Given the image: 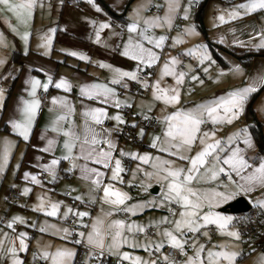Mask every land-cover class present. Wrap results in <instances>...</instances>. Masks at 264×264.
<instances>
[{
    "label": "snow or ice",
    "instance_id": "obj_1",
    "mask_svg": "<svg viewBox=\"0 0 264 264\" xmlns=\"http://www.w3.org/2000/svg\"><path fill=\"white\" fill-rule=\"evenodd\" d=\"M97 11L99 7L88 0ZM37 0H0V11H7L14 16L16 24H12L8 18L5 23L9 29L24 41L27 46L30 31L28 30L33 20V11ZM191 0L189 4L181 5L180 0H165L163 5H156L159 9L163 7V16L153 14L146 15V10L152 6L151 0H143L138 3L129 14L128 20L121 29H126V38L121 39L123 57L136 61V67L132 70H125L120 67H114L111 64L101 61L99 66L107 68L111 72V78L106 82H86L78 85L79 96L83 99L95 100L103 107L85 106L82 111L83 121L77 126L71 119V114L75 111L74 106L67 96H53L50 100L49 113L51 119L41 132L39 139L43 141V146L32 144L37 152L51 153L58 140L63 137L61 145V155L53 156L46 163H40L41 156H35V167L41 172L46 173L52 181L58 176L57 165L61 161H68L69 167L65 172H79L80 178L85 182L87 188L83 195L73 197L76 201L92 203L99 199L102 204H107L110 211H101L95 217H91V224L84 225L88 231L79 232L81 239L74 241L76 244H84L86 247L85 259L83 264H103L105 257H115V264H235V261L242 255L241 252L234 250L227 243L213 244L206 247L205 243L199 241L201 235L208 237V232L203 231L209 225H215L217 229L235 240L240 239V232L231 228L233 217L223 215L217 211L219 205L233 199L240 193H251L255 189H264V155L248 156L247 151H255V145L251 139L248 128L237 129L225 140L216 138V130L204 129L203 126L211 121L212 125L217 123L231 124L233 120L239 118L244 111L245 102L250 93L256 92L257 87L248 84L244 87L229 91L226 95L214 97L201 102H193L186 106L187 101L181 103L182 86L186 78L191 81H198L203 85L198 74H190L191 66H185L187 71L178 68L181 61L177 56H168L160 67L156 80H150L152 71H147V76L141 78V73L151 69L160 60L162 53L155 49H163L164 43L169 37L165 34H149L154 29H170L178 15V9L183 7V18L187 19L190 11ZM40 7H44L43 0H40ZM256 10H264V0H244L242 3L235 4L229 9L223 10L227 13L229 20L241 16L249 15ZM223 12L217 17L220 22L225 21ZM95 27L96 42H101V31L111 29L112 24L107 21H92ZM25 30L20 31V27ZM55 28H49L41 36V44L44 55L48 54ZM186 34H195L194 26H189L185 30ZM254 36L250 35L249 42L259 38L258 42L252 44L254 48H264V28H258L253 25ZM114 36H120V32H112ZM0 33V44L6 46ZM173 46L180 43L179 35L171 37ZM234 43L243 45V42L237 40ZM198 50H189V55L196 56L199 64L205 62L209 66L216 63L212 59L207 45H197ZM27 51V47L25 49ZM71 56H78L80 60H89V57L76 51L69 53ZM5 63V59L0 58V65ZM236 72H240L239 65L234 66ZM42 71V69H41ZM204 73L208 68H203ZM47 79L41 81L37 77H29L23 81L26 86L23 91L25 95L18 97L14 110L3 117L5 125V134L0 135V173H3L9 165L10 156L13 155V149L18 146V141L22 140L26 145L31 143L34 122L38 111L42 107L43 100L37 95V90L43 88L45 92L52 83V77L45 73ZM169 76L175 80L174 86H162L163 77ZM256 80L264 85V72L257 75ZM128 81H136L142 89L151 88L152 105L145 110L141 108L139 113L144 121L151 122L153 119L159 122L160 130L157 133L149 134V147L157 150L159 153L167 154L153 156L150 152L125 151L118 148L117 142L113 139L114 134L121 132V125L127 122L119 111L114 115L108 114L107 106H112L119 110L122 106L131 107L126 97L124 100L119 98L116 87L127 89ZM55 87L63 89L65 92L73 90L72 83L61 76L55 82ZM191 91V89H189ZM6 101L5 90L0 88V111L4 109ZM161 102L164 108L161 109L159 116H151L152 108L155 102ZM171 106L172 110L168 111ZM106 120H113L115 123L111 128L104 127ZM132 127H136L135 122ZM48 131L54 134L56 138L46 135ZM15 135L17 139H12ZM146 134V127H141L138 136L142 139ZM242 137V140H241ZM199 142V150L192 154L193 146ZM243 143L244 148L240 147ZM118 152V155H117ZM24 152H21V159L14 166L20 168ZM129 158L139 161L136 167L132 169L133 176L137 173L143 175L148 181H154L161 186V194L157 199L137 202L128 205L130 200L128 193L121 191L114 186L115 182H123L121 173L126 169L123 166V158ZM82 161V162H81ZM182 161V164H177ZM142 165L149 166L148 169ZM111 175H108V172ZM15 174V172H14ZM223 174L227 177V183H220L216 188H205L199 185L209 181H217ZM233 175L238 180L233 179ZM40 173L24 171L22 179L31 181L35 185H41ZM107 179L108 183H104ZM131 183V181H129ZM151 184H146L141 180L140 187L146 191ZM16 187L15 184L12 185ZM222 189V190H220ZM32 189L24 187L22 194L27 195ZM75 191V189H73ZM102 192V194H100ZM96 193V195H92ZM87 196V200L84 197ZM39 203L33 205L36 211H45L48 216L55 217L60 210L62 201H48L45 203L44 197L38 195ZM255 206L264 210V197L254 202ZM166 209L168 215L151 220L148 225L137 224L135 221L127 222L123 219H110L113 213H134V209L143 211L146 208ZM71 214L77 217V223L82 218L89 217L87 211L74 210L68 207L64 212L67 217ZM19 222L25 224L24 218L14 215L7 220L6 226L15 232L14 225ZM35 227V223L30 225ZM156 229V235L160 237L159 241L146 240L137 241L135 237L138 234H146V229ZM162 229V230H161ZM46 229L41 227L40 231ZM65 233L64 239H67L70 233L68 229H58L57 232ZM8 237V233H4ZM28 237L27 232H20L16 239L19 240L17 248L15 240L11 241L9 246L4 248V239L0 238V253L10 261V264H23L18 256V252L27 251L28 245L25 240ZM210 242V238H209ZM178 250L179 255L185 257L182 261L175 257L162 254L165 246ZM123 246L131 249L142 248L149 254L146 259L141 256L133 255L130 251H124ZM188 249H191L189 254ZM219 249V250H217ZM76 250L73 248L57 246L54 250L50 246H40L37 244L33 251L32 259L34 264L40 261L41 264H74ZM155 256V258H152ZM260 264H264V253L260 255Z\"/></svg>",
    "mask_w": 264,
    "mask_h": 264
},
{
    "label": "crops",
    "instance_id": "obj_2",
    "mask_svg": "<svg viewBox=\"0 0 264 264\" xmlns=\"http://www.w3.org/2000/svg\"><path fill=\"white\" fill-rule=\"evenodd\" d=\"M133 1H136V3L129 10V5ZM133 1L93 0V3L97 5L100 9V11H97L92 4H89L88 0H74L75 4L74 2H72V5L67 4V2H71L69 0H43V8L40 7V0H37L36 7L33 11V20L28 29L30 31V37L27 46L25 45L24 41H22L19 36L15 35L5 23V19L8 18L12 24H16L14 16H12L7 11H0V33L3 34L2 39L6 43V46L0 44V58L5 59V63L3 65H0V88H3L5 90L6 96L4 109L0 111V135L5 134V125L3 123V117L9 115L11 110H14L16 101L19 96H26V93L23 91V89L26 87L23 81L25 79H28L29 77L34 76L43 82L47 79L45 73L52 77V83L50 84L49 89L47 90L48 97L44 102L43 110L40 114H37L36 120L34 122L31 143L26 145L25 142L19 140L18 146L13 149V155L10 156L8 167L3 173H0V208L5 207L2 199L4 197H7V193L10 190H15L22 194V189L24 187H29L30 189H32L27 195L22 194L26 198L22 203L17 204L16 206H12L8 201L9 205L7 206L6 212L11 214L9 215L10 217L16 214H27V217L29 218V214H31L33 217L37 216L38 221L42 219L47 229L49 228L51 231H56L58 228L63 226L62 222L64 224L65 219L69 215H71L69 214L67 217L64 216V212L67 210L68 207H71L74 210L86 211L84 208L93 205L94 210L91 213L89 224L88 221H85V225L91 224V217H94L98 211L103 210L104 212H107V210H109V205L102 204L99 199H96L92 203H84L82 201H77V205H71L68 202V200L64 197V193L66 191H70L72 193V196L75 197L76 195H83L86 192L87 186L85 182L80 178L79 172L76 170L71 172L69 176L65 178L61 177V173L65 167V161H61L57 165L58 176L55 181H52L50 177H48V175L45 173L43 177H41V174L38 177L41 179V185H35L30 180H23L22 175L24 171H29L32 173L41 172L39 168L34 166L36 163L34 159L35 156H41L43 158L40 163H46L50 159H52L53 156L59 157L61 155V145L63 137L61 136L56 138L54 134L51 133V131H48L46 135L52 138H56L58 140L51 153L37 152L32 147V144H36L40 147L43 146L44 142L39 139V136L41 132L44 131L46 125L51 119V114L49 113L51 97L67 96L75 109V111L71 114V119L75 122L77 126H80L84 119L82 116V111L85 106L103 107L104 105L99 104L95 100L81 98L79 96L78 85L86 82H106L111 78L110 70L107 68H101L99 66V63L101 61L107 64H111L114 67H120L125 70H132L136 67V61H132L130 58L123 57L120 54V52L122 51L121 39L126 38L127 31L126 29H123L122 31V29L117 26V24L119 23H122L124 25L125 22L128 20L129 14L132 12V9L138 3L143 2V0ZM194 1L199 0H191L189 12L190 15L191 11L196 13L195 16H197L200 21V27L196 23L193 25L192 21H185L184 25L181 27V24L183 23L182 21V23L179 24L178 29H174L173 27L166 30L154 29L152 32L149 33L153 34L154 32L156 35L163 33L169 37V39L165 41L163 49H155L156 51L161 52L162 55L160 60L157 62V65H154L152 67L153 75L149 77L150 80L157 79L160 67L163 65L164 60L168 56H177L180 61L184 62V64L181 63L180 65H178V68L181 70L186 69L185 71H187V68H184V65L191 66L192 72L190 74H198L200 80H203L204 83H206V81L210 78H214L217 80V82L211 80V86H209V88H204V83L203 85H201L198 81L194 82L186 78L185 83L182 86L181 103L183 104L185 101H187L186 106L189 107L192 105L193 102H201L203 100H209L214 97L224 96L229 91L240 88L236 86L240 82V80L237 79L235 82H233L231 80V72L235 71V65H239L241 71L246 66L242 64V62L239 61L237 57L228 53L224 48L236 46L245 49H253V47H251L250 45L251 43L249 42V39L250 35H255L253 33V27L250 26V24H246V22H243L241 24L238 23V21L241 20L246 21L249 16L253 13L246 16L238 17L233 20H229L227 17V13L223 12V10L229 9L231 7L227 2H230L235 5L244 2V0H203V2L200 4L198 11H195L192 8ZM224 1H227V4H224ZM164 2L165 0H151L152 6L146 10L145 14L149 16L153 14H159L163 16V7L158 9L156 5H163ZM180 3L181 5L189 4V0H180ZM222 12L225 15V21L223 23L220 22L217 18ZM182 13L183 7L178 9V15L176 19L181 18L180 14ZM92 21H107L112 24L111 29H104L101 31L100 43H97L95 38V27L98 25H93ZM189 26H194L195 34L189 35L185 33L184 30ZM49 28H55L56 31L54 33H49L53 36V40L52 44L50 45L48 54L44 55L43 53L45 50L39 45L41 44V36L45 34ZM24 30L25 29L21 26L20 31ZM113 31L120 32L121 35L114 36L112 35ZM178 35L181 42L176 43L173 46V41L171 37H175ZM217 40H220V42H216ZM237 40L243 42V45L234 43V41ZM197 41H200V43L202 42V44L207 43L210 46H213L214 43L217 44L216 49L213 50L216 56L215 64L209 66L208 63L205 62L204 65H200L196 56L194 60H192L191 57H189L188 60V57L183 52H181L180 48L177 47L181 44H185V48H187L190 42ZM26 47L27 51H25ZM165 50L169 51L165 54ZM71 51H76L80 54L86 55L89 57V60H80L78 56H71L69 54ZM15 53L18 54L14 58ZM187 60L189 62H187ZM254 61V57H252L250 60V64ZM255 63L252 65L253 67ZM205 67L208 68L207 73H204L203 71V68ZM252 68L251 66H249L246 69L247 77H245V79H243L242 81L244 86L248 84H253L255 86L259 85L255 78V75L250 74ZM61 76H64L72 83L73 90L71 92H65L63 89H58L55 87L56 80H58ZM218 78H224L225 82H222V80H218ZM132 82L133 81H128L129 87L127 89L121 88L119 86L114 87H116L117 93L119 94V98L121 100H124L126 97L128 98V102L131 104V107L125 108L129 112H131V114L137 115V113L141 110L138 107L141 101H143L145 104V110L148 106L152 105L153 101L151 95V88L145 89V98H139V96H134L133 94H131L129 88ZM161 85L174 86L175 80L172 77L165 76L161 81ZM39 89L43 88L41 87ZM189 89H191V91H189ZM162 108H164V105L161 102H155V107L152 108V112L150 113V115L153 117L159 116L161 114ZM107 109L108 114L110 116L114 115L117 111H119L122 117L124 118V115L120 110H117L110 105L107 106ZM171 110L172 108L171 106H169L168 111ZM108 121L110 125L107 126V128H111L115 121ZM125 121L127 122V124L129 123L128 125H132L130 119ZM258 123L261 125L260 122ZM209 125L210 127H213L211 123H209ZM261 127L262 130L263 126L261 125ZM131 129L133 128L131 127ZM153 130L156 131V133L159 132L160 125H158V127ZM250 136L254 142L255 151L253 152L252 150H249L247 151V155H259L257 152L256 143L254 141L253 136L251 135V132ZM126 137L127 136H120L119 134L113 135V139L116 140L118 148H123L126 152L139 151L143 153L149 151L152 153L153 150H155L141 149L142 146L150 148L149 145H147L150 144V138H148L147 136L144 139H141V147L135 146L134 143L127 141ZM11 138L17 139L14 134L11 136ZM240 147L244 148L243 143H240ZM197 150H199V144L196 147L193 146L192 154H194ZM21 152H24L25 154L20 164V168L17 170L14 168V166L16 162L21 159ZM261 155H264V153ZM126 159L129 158H123L122 163H124V160ZM129 160L131 164L126 174L127 178H129L130 181L135 178L137 180H140V178H138V175L140 173H137L134 177L132 172V169L136 167L138 161L132 159ZM145 168L147 169L146 166ZM108 175H111L110 171L108 172ZM120 175L122 176V173ZM222 176L223 174H221V181L227 183V177L223 178ZM233 179L238 180L235 175H233ZM153 182L154 181H145L146 184L151 185L153 184ZM104 183H108L107 179H105ZM13 184L16 185L15 188L12 187ZM114 186L120 189L121 191L126 192L119 182H115ZM73 189H75V191H73ZM100 194H102V192ZM38 195L44 197L46 204L49 200L52 202H63L60 207V210L58 211L57 216H48L46 214V210H34L33 205H37L39 203V201L37 200ZM92 195H96V193H92ZM238 196L245 197L249 201L250 205L255 206L254 202L257 199L264 197V189L257 188L251 193H240L236 195L233 199ZM84 199L87 200V196H85ZM233 199L226 201L223 204H227ZM139 201L140 200L127 201L126 203L130 206L133 205V203L135 204ZM223 204L219 206L222 207ZM17 207L20 208L16 209ZM147 209L148 208L144 209L143 211H140L139 209H134V213L135 215H140L146 212ZM259 210L261 212V218L264 224V210ZM58 219H61L62 222H60ZM110 219L120 218L116 215V213H113ZM2 221L3 220H1V222ZM126 221L131 222L132 219ZM261 230H264V227H262ZM87 231L88 229L85 227L82 232L87 233ZM5 232L6 230H0V235L4 234ZM7 233L8 237H6L4 241V248L6 249L13 240H15L16 246L18 248L19 240L16 239L18 234L16 232ZM262 250H264V243L262 245ZM188 252L189 254H191L190 249H188ZM21 253L22 252H18V256L21 255ZM0 264H10V261L5 259L2 253H0Z\"/></svg>",
    "mask_w": 264,
    "mask_h": 264
},
{
    "label": "rangeland",
    "instance_id": "obj_3",
    "mask_svg": "<svg viewBox=\"0 0 264 264\" xmlns=\"http://www.w3.org/2000/svg\"><path fill=\"white\" fill-rule=\"evenodd\" d=\"M69 1H71V3L74 2V0H69ZM198 2L201 4L203 2V0H199ZM226 2L224 4L228 3L230 6L233 5L230 2H227V3ZM135 3H136V1H133L129 5V10L134 6ZM74 4H75V2H74ZM260 11L256 10L255 12H253L252 15L249 16L250 19L248 18L246 21H242L241 20V21H238V23L241 24L243 22H246V24H250V26H252V27H253V25H255L258 28H264V16L260 15ZM195 14H196L195 12L191 11V15H190V12H189V15H188L187 19L183 18V13L180 14L181 20L183 21V23L181 22L182 24L180 23L181 27L184 25L185 21H192L193 25L196 23L200 27V21H199L198 17L195 16ZM258 39L259 38H256V39H253L251 41V44H250L251 47H252V44H255V43L258 42ZM189 41H193V40H189ZM216 42H220V40H217ZM201 44H202V42L200 43V41H197V42H190V44L188 45L187 48H185V44H181L180 46H177V47L180 48L181 52H183L188 57L187 58L188 60H189V57H191V59L194 60L195 56L189 55V50H197L196 46L197 45H201ZM203 45H207V49L211 53L212 59H214L216 61V56H215L213 50L216 49V45L217 44L214 43L213 46H210L207 43H204ZM253 49H258V48H254L253 47ZM168 51L169 50H165V54ZM188 60H187V62H189ZM254 60L255 61L251 62V64H249V66H251V68H252L253 67L252 65L256 62L254 67L250 71V74L251 75L254 74L255 78H256L258 74L264 72V57L263 56H255ZM181 63L184 64L183 61H181ZM245 66L247 68L249 67L247 65H245ZM246 67H244L242 69V71H240L239 73L236 72V71H232L231 72V80L233 82H235L237 79L240 80V82L236 85L237 87L241 88L242 86H244L242 81H243V79H245V77H247V72H246L247 68ZM184 68H185V65H184ZM211 80H213L214 82H217L216 79L210 78V79H208L206 81V83H204L203 87L204 88H209V86H211L210 85ZM218 80H222V82H225L224 78H218ZM256 87H257V91L256 92H258V93H257V96L252 101V108H253L254 115H255L254 118L258 122L261 123V125L263 126L262 132L264 133V85L259 84ZM254 93L255 92L249 94V96H248V98H247V100L245 102V105H244V111L241 113V116H239L238 119L233 120V122L231 124H228V123H217L216 125H212L213 127H210L209 123H211V121H209L206 125L203 126V128L204 129H208V130H212L213 128H215L216 137L217 138L224 137L225 140L227 139V137L229 135H231L232 133L236 132L237 129L243 128L245 125L247 126L248 132H249V130L251 129L250 125L253 124L254 119H252L250 117H246L245 116V110H246L247 103L249 101V97L252 94H254ZM138 96H139V98H145V93H143L142 95H138ZM144 105H145L144 102L141 101L139 106H138L139 109H141L142 107H145ZM140 112H141V110L137 113V115L139 117H141V115L139 114ZM137 115H133L132 114V116L130 117V121L132 123L135 122L136 127H132L131 125H129L133 129H130L131 132L126 137V139H127V141H129V137L130 136H132V135L135 136V138L137 140V142L135 143V146L141 147L142 146V142H141V138L138 136V133H139L140 128L142 126L140 124L136 123L135 117ZM157 127H155V128H147L146 129V134L143 136L142 139H144L146 136L149 138V134L156 133V131H154L153 129H156ZM198 144H199V142H197V144L194 145V146L196 147ZM144 145H146V144H144ZM147 145H149V144H147ZM141 149L142 150H144V149L151 150L152 148H146L145 146H142ZM146 152H149V151H146ZM151 154L153 156H155V155H163V156H165L167 158V154L159 153V152H157V150H153V152ZM137 163H139V161ZM182 163H183L182 161H177V164H182ZM142 167H145V165H142ZM146 167L148 169L149 166H146ZM138 176H141L140 180H137L135 178V179H133L131 181V183H129L130 180H129V178H127L128 180H127L126 185H123V184H121V182H119L120 185H122V187L125 189V191L128 193V195L131 198L128 201L140 200L139 202H142V201H148V200L157 199V202H158V198H159V196L161 194V186L159 184H156L155 182H153V184L150 187H148L146 191H144L140 187V182H141V180H145V181H148V180H146L143 177L142 174H139ZM220 183H224V182L221 181V176L218 178L217 181H209L208 183L203 184V185H199V186L205 187V188H209V187L216 188V187L219 186ZM130 185H133V187H134L133 191L127 190L126 187H129ZM154 188H157V192L156 193L155 192H151V190L154 189ZM2 200H3V203H4L5 207L4 208H2V207L0 208V230H6V232H13L12 229L7 228V226H6L7 220H9L11 218L9 216L11 214L6 212L7 206L9 205L7 197L6 198L4 197ZM223 205H225V204H223ZM219 207H221V206H219ZM219 207L216 209L217 211H219ZM19 208L17 207L16 209H19ZM84 209L87 212L90 213V216H91V213L94 210L93 205H90V206H88L87 208H84ZM108 211H110V208H109V210H107V212ZM220 212L223 215L232 216L233 217V221L231 222V226L230 227L234 228V229H236V230H238L240 232L239 227L235 223V220L238 219V215L239 214L226 213V212H222V211H220ZM98 214H101V211H98L95 216H97ZM124 214H125L124 215L125 217L127 216L126 218L124 216L121 217L119 214L116 213V215L120 219L121 218L122 219L125 218L123 220L132 219V221H135L137 224H142V225H148L151 220H156V219H159L160 217L168 215L166 209L161 210V209H157V208H154V207L153 208H148L146 212H144V213H142L140 215H135V214H131V213H124ZM16 215L24 218L26 223L25 224H20L19 222H17L14 225L15 232L17 234H19L22 231L28 233V237L25 240L26 244L28 245L27 251H24V252L21 253V255H19L20 259L23 261V264H34L33 259H32V254H33V251L36 250L37 244H39L40 246H45V245L50 246L51 250H54L57 246H61V247L73 248L77 252V247H76V244L74 243L75 239L73 240L71 235H68L67 239H64L63 237L65 236V233L63 231L57 232L58 229H67L66 225H64L65 223L63 224L61 219H58V220L60 222H62L63 226L60 227L58 225L60 228H58L56 231H51L49 228L48 229L46 228V226L44 224V221L42 219H40L38 221V217L37 216L33 217L31 214H29L30 217L28 218L27 214L26 215L16 214ZM90 216L86 217V219H87L86 222L88 221V224H89V221H90ZM1 220H3V222H1ZM81 222L84 225L86 223L83 219L81 220ZM33 223H35V227H31L30 226ZM209 226H207L205 229H203V231H207L208 232V237H205L203 235H201L199 237V240L201 241V243L202 242L205 243L206 247H211L213 244H217L218 245V244H220L222 242L223 243H227V244H229L230 247H233L234 250H237V251L242 253V255L235 261V264H260V255H261V253L264 252V250H262V248L261 249L256 248V246L254 245V241L253 240L243 241L242 240V236L240 234V239L237 241V240H235V238H230L226 234H222L217 229V227L215 225H211L213 227V229H214L213 235H211L209 233V230H208ZM41 227H44L46 230L44 232H41L40 231ZM262 227H264L263 221H262ZM147 230L150 231L149 234L147 232H146V234H138L135 237V239L137 241H140V242H144L146 240H152V241H159L160 240V237L155 234L156 233V229L155 228L146 229V231ZM262 231L264 232V230H262ZM0 238L4 239V241L6 239L4 237V234L0 235ZM209 238H210V242H209ZM79 239H81V237H79ZM123 250L124 251H130V252L133 253V255L141 256V257H144L146 259L149 257V254L147 252H145L142 248L133 250V249L129 248L128 246H123ZM217 250H219V249H217ZM162 252H163V249H162ZM75 257L73 258L74 259V264H77L75 262ZM109 258L113 262L116 261L115 257H109ZM152 258H155V256H153ZM84 259H85V255H84L83 259H82V263H83ZM181 259L183 260L184 256L181 255L179 261H182ZM36 264H41V262L37 261ZM125 264H129V262H125Z\"/></svg>",
    "mask_w": 264,
    "mask_h": 264
},
{
    "label": "built area",
    "instance_id": "obj_4",
    "mask_svg": "<svg viewBox=\"0 0 264 264\" xmlns=\"http://www.w3.org/2000/svg\"><path fill=\"white\" fill-rule=\"evenodd\" d=\"M51 1H54V0H51ZM67 4L72 5L71 2H67ZM199 7H200V3L198 1H194L192 8L195 11H198ZM260 14L262 16H264V10H261ZM181 22H182L181 18H177L173 24V28L178 29L179 24ZM113 24H114V22H113ZM122 25H123L122 23L117 24V26L120 27V29H121ZM147 71L153 72V68L148 69L145 72L141 73L140 75H141L142 79L147 76ZM129 91L134 96H138V95H142L143 93H145L146 90L142 89L138 82L133 81L131 83ZM37 95L43 100L42 107L38 111V114H40L43 110L44 102L48 97V92H45L43 89H39L37 92ZM119 110L123 113L125 120H129L130 117L132 116L131 112H129L124 106H122ZM135 119H136V123L140 124L142 127H146V129L147 128H155L159 125V122L156 121L155 119H153L151 122L144 121L139 116H136ZM109 125H110L109 121L106 120L104 122L103 126L107 127ZM120 127H121V132L119 133L120 136H128L130 134L131 127L127 123L125 125H121ZM129 141L131 143H134V144L137 142L135 136H133V135L129 137ZM130 164H131V162L129 159L124 160L123 166L126 169V171L122 172V176H121L122 180H123V182L121 184H123V185H126V183H127L126 174L129 170ZM68 167H69V162L65 161V167L63 169V173H62L61 177L65 178V177L69 176L70 173L64 171ZM40 174H41V177H43L45 175V173H43V172H40ZM222 177L226 178V176H224V175ZM138 178H141V176H138ZM126 188L129 191H133V189H134L133 185H130L129 187H126ZM64 197L68 200V202L71 205H77V201L73 199L72 193L70 191H66L64 193ZM7 199L12 206H16L17 204L22 203L26 198H25V196H23L19 192L15 191V190H10L7 193ZM260 214H261V212H260L259 208L257 206L251 205L246 212L240 213L238 215V219L235 220V223L239 227L240 234L242 236V240L243 241L253 240L256 248H259V249L262 248V244L261 245L256 244L255 238L257 237V235L261 234V232H262L260 227H259V223H258ZM119 215L124 216V213H119ZM77 219H78L77 217H73L72 215H69L65 219V225H66L71 237L73 238V240L79 239L78 233L82 232L85 228V226L82 222L77 223ZM82 219L84 221L87 220L86 217H84ZM208 230L211 233V235H213L214 229L211 225L208 227ZM146 232L148 234L150 233L149 230H147ZM85 253H86L85 245L84 244H77V252H76V257H75V262L77 264H83L82 259L85 255ZM162 253L164 255H168L170 257V259L175 257L177 260H179L181 257V255H179V253H178V250L172 249L169 246L164 247ZM103 264H115V262H113L109 257H105L103 260Z\"/></svg>",
    "mask_w": 264,
    "mask_h": 264
},
{
    "label": "trees",
    "instance_id": "obj_5",
    "mask_svg": "<svg viewBox=\"0 0 264 264\" xmlns=\"http://www.w3.org/2000/svg\"><path fill=\"white\" fill-rule=\"evenodd\" d=\"M224 49L228 53L237 57L238 60L242 62V64H245L247 66L250 64V60L252 57H255V56H263L264 57V48L245 49V48H240V47H236V46H230V47H225ZM17 54L18 53L14 54V58ZM257 93L258 92H255L254 94H252L249 97V101L247 103L246 110H245V116L254 119V122L251 126L250 132H251V135L253 136L254 141L256 143L257 152L259 155H261L264 153V135H263V132L261 130V125L254 118L255 115H254V111L252 108V101L257 96ZM62 173H63V171H62ZM62 173H61V176H62ZM258 223H259V227L261 229V227H262L261 214L259 216ZM255 241H256V244H258V245L262 244L263 245V243H264V232L263 231L261 232V234L257 235V237L255 238ZM76 247H77V244H76Z\"/></svg>",
    "mask_w": 264,
    "mask_h": 264
},
{
    "label": "water",
    "instance_id": "obj_6",
    "mask_svg": "<svg viewBox=\"0 0 264 264\" xmlns=\"http://www.w3.org/2000/svg\"><path fill=\"white\" fill-rule=\"evenodd\" d=\"M157 188L152 189V192H156ZM249 201L243 197L238 196L227 204L219 208L220 211L226 213L240 214L246 212L250 207Z\"/></svg>",
    "mask_w": 264,
    "mask_h": 264
}]
</instances>
